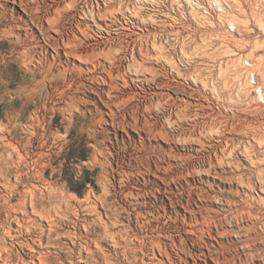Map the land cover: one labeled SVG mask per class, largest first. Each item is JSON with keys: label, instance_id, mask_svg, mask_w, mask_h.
Returning <instances> with one entry per match:
<instances>
[{"label": "rangeland", "instance_id": "obj_1", "mask_svg": "<svg viewBox=\"0 0 264 264\" xmlns=\"http://www.w3.org/2000/svg\"><path fill=\"white\" fill-rule=\"evenodd\" d=\"M1 171L0 222L58 193L53 264H264V0H0Z\"/></svg>", "mask_w": 264, "mask_h": 264}, {"label": "bare ground", "instance_id": "obj_2", "mask_svg": "<svg viewBox=\"0 0 264 264\" xmlns=\"http://www.w3.org/2000/svg\"><path fill=\"white\" fill-rule=\"evenodd\" d=\"M19 1L22 5L26 3V0H19ZM90 13L92 14L94 18L95 12L93 11V9L91 10ZM53 22H54L53 20H49V23H53ZM77 30L79 31L81 35L88 36V33H87L88 30L83 29L82 25L78 24L76 30L73 27L70 29L69 32L72 35H69L68 39L64 37L62 39V42H60L59 39L56 40L57 44L55 45L58 46V50L64 49L68 58L69 56H74L84 63H89L91 62V60L95 62L96 60V62L98 63V66H101L106 71L104 64H102L100 60L103 59L105 61H111L112 56L110 55V53L96 52V49H100L104 45L103 35L99 33L95 35V37L93 36L94 37L93 41L89 43L85 42L86 46L93 47V48L91 49V52L89 50L83 51V43L78 38ZM136 35L137 37H139V40L133 41V44L128 42L127 45L123 49L125 51H129V49L132 48L133 52H135L136 50H139L141 53H144L145 56H149V53H150L149 45L145 41H144L145 44L144 42L143 43L141 42V39H144L142 38L143 36L141 34H136ZM153 47H155V45H153ZM56 52L58 55L59 52L58 51ZM40 63H42V61H40ZM109 75L112 76L111 72H109ZM260 92L262 91L260 90ZM261 96H262V93H261ZM41 174L43 176H46L45 172H42ZM10 176L11 175L7 172H3V171L0 172V180L2 181L9 179ZM3 187L6 189H12L14 191L16 190L14 188H17V186H13V188H11V185H9V183L7 184L4 183ZM35 198H36V194L33 193L31 195V200H32L31 204H32V211L34 213V216L32 217L33 218L38 217V219L41 220L42 222L47 221L49 225L48 230H41V232H37L39 230V227L41 226L38 225L31 216H29L26 209H23V208H26V200L22 203L23 205L22 208H19V211L21 212L23 217L22 218L12 217V213H14L15 211L16 204L14 203L13 199L9 200L8 204L7 203L5 204V206H8V207L10 206L9 212L7 215H5L2 218L0 222V236L3 235L0 238V240H5V238L9 237L13 241V244H12V247L11 246L9 247V246H6V244L3 245L0 243V264H53L51 262L50 257L45 254L39 253L37 251V248L43 249L44 246L49 247L50 245H53V244H56V245L60 244V240H54V234H56L58 238L61 237V234L59 233V231H60V228L63 227L64 225H59L62 222L60 223L59 219L56 217L59 216V214L62 211V207H61L62 204L60 205L58 203V199H59L58 193L53 192V194H51L50 196V200H52V204H53L52 207H54V210H52L50 207L46 205L43 206L42 210H39V208L37 207L38 205L35 203ZM19 203L21 202L19 201ZM1 212L2 211L0 210V215H1ZM62 216L63 215H61L60 219H62ZM12 222H15L17 227L14 228L13 231L8 230V231L3 232V229L5 228V226H7L9 223H12ZM72 224H73L74 229L78 228L76 221H73ZM46 231H48L49 233L44 236ZM13 232L15 234H12ZM62 237H65V236H62ZM112 238L114 239L115 236H112ZM95 242L96 244L100 243L99 240H95ZM73 244L75 246L76 241H73ZM89 246L90 244L86 242V246L83 247L82 249L86 250L89 254L92 255L93 252L91 251ZM15 247L20 248L22 252H25V250H29L30 252L34 253L35 255L32 257V261L28 262L25 260V257L29 254H20L21 252L20 253L15 252V249H16ZM93 259L94 258L92 257V260Z\"/></svg>", "mask_w": 264, "mask_h": 264}]
</instances>
